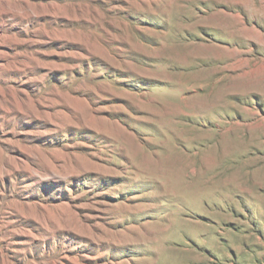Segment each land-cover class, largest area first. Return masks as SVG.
<instances>
[{
	"label": "rangeland",
	"instance_id": "rangeland-1",
	"mask_svg": "<svg viewBox=\"0 0 264 264\" xmlns=\"http://www.w3.org/2000/svg\"><path fill=\"white\" fill-rule=\"evenodd\" d=\"M0 264H264V0H0Z\"/></svg>",
	"mask_w": 264,
	"mask_h": 264
}]
</instances>
